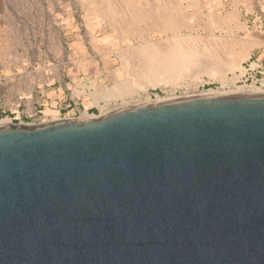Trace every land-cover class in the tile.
Masks as SVG:
<instances>
[{"label": "water", "instance_id": "water-1", "mask_svg": "<svg viewBox=\"0 0 264 264\" xmlns=\"http://www.w3.org/2000/svg\"><path fill=\"white\" fill-rule=\"evenodd\" d=\"M0 264H264V91L0 125Z\"/></svg>", "mask_w": 264, "mask_h": 264}, {"label": "rangeland", "instance_id": "rangeland-1", "mask_svg": "<svg viewBox=\"0 0 264 264\" xmlns=\"http://www.w3.org/2000/svg\"><path fill=\"white\" fill-rule=\"evenodd\" d=\"M176 49L193 51L194 66L170 81H139ZM261 80L264 0H0L1 119L92 116L208 90L264 89Z\"/></svg>", "mask_w": 264, "mask_h": 264}, {"label": "bare ground", "instance_id": "bare-ground-1", "mask_svg": "<svg viewBox=\"0 0 264 264\" xmlns=\"http://www.w3.org/2000/svg\"><path fill=\"white\" fill-rule=\"evenodd\" d=\"M153 49V47H152ZM151 51V50H150ZM173 51V50H172ZM177 51V49H176ZM186 51V50H185ZM185 51H177V52H171L169 55H167L166 57H162L163 60L160 61L158 63V66H156V69L152 70V71H149L147 72L148 75L146 73L144 74H140L139 72L137 73V75L139 76V81L143 78H146L147 76L150 78V81H155V80H160V79H164V80H168L170 81L173 77H175L176 75H180V72H182L184 69L186 68H191V66L193 65V61H192V54L193 51L191 52H185ZM169 52V51H168ZM195 54V53H193ZM159 58V57H158ZM150 61V60H149ZM192 63V65L189 67V65ZM152 64V63H151ZM150 64V65H151ZM196 64V63H195ZM153 66V64H152ZM151 66V67H152ZM194 66V65H193ZM192 66V67H193ZM155 68V67H153ZM142 71V70H141ZM140 71V72H141ZM143 72V71H142ZM241 72V71H240ZM242 73V72H241ZM137 78V77H135ZM176 78V77H175ZM174 78V79H175ZM137 82V79L135 80ZM262 81V86H264V80H261ZM129 82V81H128ZM127 82V83H128ZM142 82V81H141ZM126 82L124 83H120L118 84L116 87L117 89H120L122 87H126ZM138 83V82H137ZM128 84H131L130 82ZM127 84V85H128ZM129 86V85H128ZM236 90L234 92H256V91H264V89H257V87L255 88V86L253 87L252 86H238L237 88H235ZM218 92V91H217ZM217 92L215 91H207L206 93H201V94H217ZM218 93H223V92H218ZM230 93V92H229ZM113 95H115L113 92L110 93ZM106 93L104 95H100V97H106ZM109 97V96H108ZM160 100V99H159ZM102 108V107H101ZM9 123L8 119H1L0 118V125H3V124H7Z\"/></svg>", "mask_w": 264, "mask_h": 264}, {"label": "built area", "instance_id": "built-area-1", "mask_svg": "<svg viewBox=\"0 0 264 264\" xmlns=\"http://www.w3.org/2000/svg\"><path fill=\"white\" fill-rule=\"evenodd\" d=\"M58 113L56 115H50V114H41L40 116H37V113H34L33 115H30L32 117L28 118L29 121H24L19 118H8L9 123H22V124H37V123H44L51 120L56 119H68V118H77V117H85L90 116L87 112H79L77 110H72V112H66V113ZM19 117V116H18ZM7 119V118H6ZM26 119V116H25Z\"/></svg>", "mask_w": 264, "mask_h": 264}]
</instances>
